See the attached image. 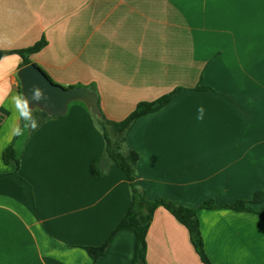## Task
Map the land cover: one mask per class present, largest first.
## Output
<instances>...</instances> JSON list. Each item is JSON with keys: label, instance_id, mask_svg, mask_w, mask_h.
Here are the masks:
<instances>
[{"label": "crops", "instance_id": "obj_1", "mask_svg": "<svg viewBox=\"0 0 264 264\" xmlns=\"http://www.w3.org/2000/svg\"><path fill=\"white\" fill-rule=\"evenodd\" d=\"M43 38L31 62L57 84L96 92L110 120L180 89L127 134L140 156L136 183L152 200L198 209L213 264H264V220L224 207L264 193V0H0V50ZM21 67L18 54L0 60V264H133L131 229L97 260L85 249L107 239L131 201L119 167L91 172L105 140L85 104L13 135L8 98L22 93ZM11 145L17 171L3 159ZM207 200L217 207L201 208ZM147 263L205 264L164 207Z\"/></svg>", "mask_w": 264, "mask_h": 264}, {"label": "trees", "instance_id": "obj_2", "mask_svg": "<svg viewBox=\"0 0 264 264\" xmlns=\"http://www.w3.org/2000/svg\"><path fill=\"white\" fill-rule=\"evenodd\" d=\"M46 44L47 41L43 38L34 45L25 49L12 51L0 50V60L7 55L18 54L23 59V66H25L32 63L30 55L39 52L46 46ZM179 91L180 89H176L156 100L140 102L125 119L120 121L108 119L101 110L99 101L98 105L101 111V116H96L91 113L105 140V150L103 154L99 158L93 160L91 164L92 174L94 176L103 175L105 173L103 168L104 164L108 166V169L111 166H117L125 172L131 188V201L125 216L117 223L113 231L101 245L85 247L93 260H97L105 255L113 238L119 231L131 229L136 235L133 264H148L147 233L155 210L158 207H164L188 229L191 242L201 261L205 264H213L204 250L203 237L197 214L198 209L178 205L164 198H157L154 200L150 199L146 190L144 188H140L136 183L137 163L140 158L139 153L129 148L127 145V134L133 124L139 118L153 113L167 105ZM34 114L40 122L39 126L47 118L52 117L47 115L45 111L41 110H37ZM3 159L6 163L14 164L16 171L18 170L20 160L13 145L5 150ZM200 207L215 208L217 205L214 200H207L204 201ZM224 207H230L238 211L253 212L258 214L264 220V193L262 191H258L251 200H238L232 204L224 205Z\"/></svg>", "mask_w": 264, "mask_h": 264}, {"label": "water", "instance_id": "obj_3", "mask_svg": "<svg viewBox=\"0 0 264 264\" xmlns=\"http://www.w3.org/2000/svg\"><path fill=\"white\" fill-rule=\"evenodd\" d=\"M18 78L21 84V91L30 100L31 105H35V101H31L32 89L39 86L45 93V100L39 102V110L45 111L49 116L64 115L69 104L80 101L96 116H101L98 105L97 94L82 86L65 87L54 83L46 72L35 63L27 64L18 71Z\"/></svg>", "mask_w": 264, "mask_h": 264}, {"label": "clouds", "instance_id": "obj_4", "mask_svg": "<svg viewBox=\"0 0 264 264\" xmlns=\"http://www.w3.org/2000/svg\"><path fill=\"white\" fill-rule=\"evenodd\" d=\"M5 98V96L0 95V104L4 103ZM45 99V93L39 86H34L32 89L31 101L36 102L34 106L31 105L30 100L23 93H16L8 98L12 117L16 121L13 129L14 136H25L28 131H34L39 126L40 122L34 113L39 110V102ZM204 111L202 106L197 109L198 120H203Z\"/></svg>", "mask_w": 264, "mask_h": 264}, {"label": "rangeland", "instance_id": "obj_5", "mask_svg": "<svg viewBox=\"0 0 264 264\" xmlns=\"http://www.w3.org/2000/svg\"><path fill=\"white\" fill-rule=\"evenodd\" d=\"M72 104V103H71Z\"/></svg>", "mask_w": 264, "mask_h": 264}]
</instances>
